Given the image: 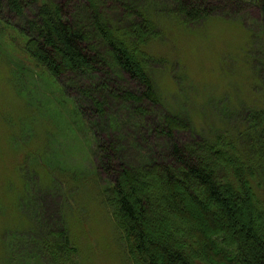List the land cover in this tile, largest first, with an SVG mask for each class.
<instances>
[{
    "label": "rangeland",
    "instance_id": "1",
    "mask_svg": "<svg viewBox=\"0 0 264 264\" xmlns=\"http://www.w3.org/2000/svg\"><path fill=\"white\" fill-rule=\"evenodd\" d=\"M114 1L120 5L121 0ZM158 4H163L157 8L161 16L147 12L160 31L148 46L152 58L147 70L161 104L142 103L150 115L146 126H154L165 112L189 127L187 133L173 134L180 146L189 139L212 141L219 134L232 138L246 111L264 105V34L258 7L242 0L243 8L228 6L216 17L185 25L167 14L164 3ZM28 6L37 13L33 4ZM92 6L99 12L98 5ZM78 10L73 4L71 15ZM223 13L227 16L221 17ZM3 15L20 26L14 13ZM21 41L15 36L9 45L21 49ZM6 49L0 45V264H56L52 254L40 251V239L61 231L75 252L67 264H131L103 195L113 177L101 167L95 135L110 149L114 167L138 164L139 156L146 159L145 150L155 161L167 160L161 140L149 127L121 126L125 113L132 118L123 109L125 100L112 101L96 88L90 97L106 112L98 117L94 102L78 95V87L87 88L83 78L59 79L61 91L28 57ZM106 69L110 76L85 72V77L110 85L111 94L139 96L140 84L135 89L123 77L112 85L114 75ZM112 118L120 122L111 125ZM260 170L264 195V166Z\"/></svg>",
    "mask_w": 264,
    "mask_h": 264
},
{
    "label": "trees",
    "instance_id": "2",
    "mask_svg": "<svg viewBox=\"0 0 264 264\" xmlns=\"http://www.w3.org/2000/svg\"><path fill=\"white\" fill-rule=\"evenodd\" d=\"M134 1L121 0L116 6L114 0H0V45L28 57L61 91L65 89L59 79L70 75L83 78L87 88L77 91L86 100H92L96 88L112 101L125 100L123 109L132 118L125 113L121 126L149 127L161 140L167 160L155 161L145 150L146 159L139 156L138 164L114 167L110 149L95 133L98 160L113 177L103 195L131 264H264V195L258 182L264 166V105L246 111L232 138L219 134L212 141L189 139L184 147L173 136L175 131L188 132L181 119L164 112L154 126H146L150 115L141 107L146 101L161 104L147 70L152 58L148 46L160 31L147 12L161 16L157 8L163 4L158 3H164L170 17L189 25L228 6L239 8L242 0ZM249 1L258 7L264 34V0ZM73 4L79 7L75 15ZM8 12L23 25L9 24L3 18ZM15 36L22 40L21 49L9 45ZM106 66L114 75L110 84L128 78L133 88L142 86L139 96L129 91L111 94L110 85L85 77V72L110 76ZM93 102L98 117H105L103 104ZM135 102L140 106L131 109ZM115 122L120 121L112 118L111 125ZM40 240V251L52 254L56 264L72 261L75 252L63 231Z\"/></svg>",
    "mask_w": 264,
    "mask_h": 264
},
{
    "label": "bare ground",
    "instance_id": "3",
    "mask_svg": "<svg viewBox=\"0 0 264 264\" xmlns=\"http://www.w3.org/2000/svg\"><path fill=\"white\" fill-rule=\"evenodd\" d=\"M230 7V6H229ZM240 8V7H239ZM241 8H243V7H241ZM225 12V11H224ZM225 16H227V14L225 13V15H224V13H223V16H221V17H225ZM216 17V16H215ZM218 17H220V16H218Z\"/></svg>",
    "mask_w": 264,
    "mask_h": 264
}]
</instances>
